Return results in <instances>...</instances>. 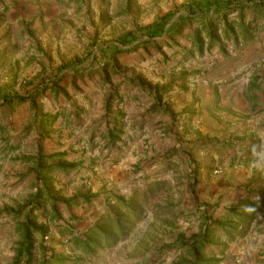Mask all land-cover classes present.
Wrapping results in <instances>:
<instances>
[{"label":"rangeland","instance_id":"obj_1","mask_svg":"<svg viewBox=\"0 0 264 264\" xmlns=\"http://www.w3.org/2000/svg\"><path fill=\"white\" fill-rule=\"evenodd\" d=\"M195 1L0 0V94L28 97L45 88L33 105H0V212L35 194L34 158L64 155L75 165L73 172L51 173L58 198L78 195L79 202L58 205L54 221L39 218L46 235L43 243L34 238L33 264L43 257L48 264H176L188 259L186 248L162 247L178 234L197 233L195 205L216 208L218 217L228 206L258 197L264 187V119L237 130L206 120L208 132L201 134L180 107L186 85L196 87L193 67L211 68L219 53L243 42L222 37L224 28L238 33L239 25L264 12L246 9L242 20L238 13L228 15L227 24L218 26V42L209 46L202 22L182 11ZM169 15L174 29L140 45L145 31ZM263 27L258 20L252 28ZM198 34L202 53L195 45ZM128 36L132 43L124 42ZM165 87L166 111L149 114L153 89ZM117 113L123 133L106 146L101 138ZM116 198L135 199L143 218L125 241L84 253L75 237L109 213ZM20 222L0 214V264L14 260ZM220 264H264V211L244 238L228 246Z\"/></svg>","mask_w":264,"mask_h":264},{"label":"trees","instance_id":"obj_2","mask_svg":"<svg viewBox=\"0 0 264 264\" xmlns=\"http://www.w3.org/2000/svg\"><path fill=\"white\" fill-rule=\"evenodd\" d=\"M246 9H254L257 15H259L264 12V2L262 0H198L185 5L182 11L186 12L187 17L191 20L192 18H197L202 22V31L205 32L208 45L211 46L213 43L218 42V26L220 24H227V16L232 13H238V16L242 20L243 11ZM207 13L211 15L206 16L205 14ZM173 17L172 15L166 16L151 25L145 31L147 40H144V38L139 44L147 46L151 44L153 38L174 29L176 23H172ZM204 18L208 22H205ZM176 27L178 29L179 24ZM226 28L221 33V36L225 37V39H231L235 43L238 42V38H241L243 42L251 39L248 36V28L243 25H239L240 32L238 33L234 32V29L228 25ZM130 40L132 43V38L128 36L124 39V42L128 43ZM195 45L198 51L202 53L204 42L200 34L197 36ZM117 54L118 52L115 53L114 50L111 55ZM136 86H140L143 90L146 89L144 83L142 85L136 83ZM167 89L168 87H165L162 91L157 88L153 89L154 104L151 108L152 112L166 111V107L163 108L162 106L164 105L161 102ZM44 91L45 88L40 87L39 89H35L28 97L0 94V105L9 109H13L14 106L22 105L26 102L33 105L36 97ZM110 108V104L107 103V112L111 111ZM121 116L120 113L115 114V123L112 126L106 125L107 129L101 138V141L106 143V146L119 141L123 133V127L119 122L122 120ZM64 157V155H59V157L51 156L44 158L39 155L34 158L35 166L32 173L35 174L36 178L34 186L36 189L35 194L22 206L0 212V214L11 215L16 221L21 220L16 229L20 235V242L16 246L12 264H33V261L36 260L33 253L35 249L34 238L38 236L40 243H43L46 235L45 224L39 222V218L44 217V220L47 219L48 222L54 221L59 218L58 205L72 207L79 202L78 195L68 199H59L58 194L53 191L52 172L70 173L75 170L74 163H67ZM93 164L94 161L91 160L88 165L92 167ZM189 166L193 168L190 163ZM191 174L190 178L192 179L190 183L193 188L196 182L193 169H191ZM159 185L160 183H156V185L150 186L148 191H151L152 187ZM259 192L255 200H250L246 197L244 200L239 201L237 205L228 206L226 212L221 213L218 217H214L216 208L207 205H195L199 222L197 233L188 238L182 234H178L170 244L164 245L162 249L170 252L175 249L186 248V257L188 259L183 258L176 264H220L225 257L228 246L235 240L244 238L251 231L255 221L261 216L262 211H264V187L260 188ZM143 198L146 200V195ZM83 202H89L86 196ZM114 202L115 204L109 205V213L105 214L95 225L87 229L82 237H75L74 243L79 245L84 253L93 255L106 248L109 249L115 246L120 241H125L132 229L143 218L141 213L143 207H140L135 199L127 202L124 198H116ZM254 230H257L258 234H262V231L257 228H254ZM217 232L221 233L218 237L215 235ZM44 259L45 257H43L40 263L37 262V264H48Z\"/></svg>","mask_w":264,"mask_h":264},{"label":"crops","instance_id":"obj_3","mask_svg":"<svg viewBox=\"0 0 264 264\" xmlns=\"http://www.w3.org/2000/svg\"><path fill=\"white\" fill-rule=\"evenodd\" d=\"M258 20L264 25V17L247 20L244 26L251 39L233 45L226 54L219 53L216 65L193 67L196 87L186 85L180 110L186 113L187 123L195 124L201 134L208 132L206 120L213 126L231 123L237 130L264 119V27L259 31L252 28ZM148 113L157 114L151 110ZM261 124L264 126V122Z\"/></svg>","mask_w":264,"mask_h":264}]
</instances>
